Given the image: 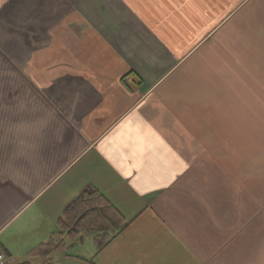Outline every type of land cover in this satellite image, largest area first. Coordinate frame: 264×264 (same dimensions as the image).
Wrapping results in <instances>:
<instances>
[{"label": "crops", "instance_id": "1", "mask_svg": "<svg viewBox=\"0 0 264 264\" xmlns=\"http://www.w3.org/2000/svg\"><path fill=\"white\" fill-rule=\"evenodd\" d=\"M263 141L264 0H0L8 264H264Z\"/></svg>", "mask_w": 264, "mask_h": 264}, {"label": "trees", "instance_id": "2", "mask_svg": "<svg viewBox=\"0 0 264 264\" xmlns=\"http://www.w3.org/2000/svg\"><path fill=\"white\" fill-rule=\"evenodd\" d=\"M117 222L119 214L116 208L97 190L88 188L68 204L57 219L58 231L49 236L44 247L55 250L63 245L64 236L75 237L82 231L96 228L99 223V209Z\"/></svg>", "mask_w": 264, "mask_h": 264}, {"label": "built area", "instance_id": "3", "mask_svg": "<svg viewBox=\"0 0 264 264\" xmlns=\"http://www.w3.org/2000/svg\"><path fill=\"white\" fill-rule=\"evenodd\" d=\"M11 263L10 259L6 258L3 254H0V264Z\"/></svg>", "mask_w": 264, "mask_h": 264}, {"label": "rangeland", "instance_id": "4", "mask_svg": "<svg viewBox=\"0 0 264 264\" xmlns=\"http://www.w3.org/2000/svg\"><path fill=\"white\" fill-rule=\"evenodd\" d=\"M260 146L262 147V148H264V141L260 144ZM100 221V220H99ZM97 227V226H96ZM83 232V231H82ZM57 262V261H56ZM54 263H55V261H54Z\"/></svg>", "mask_w": 264, "mask_h": 264}]
</instances>
